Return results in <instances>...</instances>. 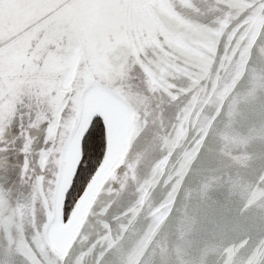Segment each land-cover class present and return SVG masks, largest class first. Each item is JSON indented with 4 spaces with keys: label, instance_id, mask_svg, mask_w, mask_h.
I'll return each mask as SVG.
<instances>
[{
    "label": "water",
    "instance_id": "obj_1",
    "mask_svg": "<svg viewBox=\"0 0 264 264\" xmlns=\"http://www.w3.org/2000/svg\"><path fill=\"white\" fill-rule=\"evenodd\" d=\"M197 3L223 17V30L251 6ZM178 19L195 46L178 42L187 60L168 73L175 100L132 95L110 106L107 151L67 217L86 120L50 168L52 187L41 178L0 194V264H264V54L248 64L253 39L218 58L223 31L213 41ZM249 21L245 36L259 35L264 16ZM6 238L21 253L10 262Z\"/></svg>",
    "mask_w": 264,
    "mask_h": 264
},
{
    "label": "snow or ice",
    "instance_id": "obj_2",
    "mask_svg": "<svg viewBox=\"0 0 264 264\" xmlns=\"http://www.w3.org/2000/svg\"><path fill=\"white\" fill-rule=\"evenodd\" d=\"M249 2L223 30V17L202 10L197 0H0V194L24 181L34 188L41 178L52 187L50 168L82 121L88 122L83 144L89 156L106 152L111 105L127 106L132 95L151 102L158 93L174 101L168 73L187 60L178 42L195 46L178 18L213 41V33L223 31L215 45L218 58L254 39L248 64L259 61L264 28L257 36L245 33L252 14L264 16V0ZM238 57L239 51L233 59ZM78 193L74 182L65 217ZM3 254L10 262L21 253L6 238ZM67 259L57 257L56 264Z\"/></svg>",
    "mask_w": 264,
    "mask_h": 264
},
{
    "label": "trees",
    "instance_id": "obj_3",
    "mask_svg": "<svg viewBox=\"0 0 264 264\" xmlns=\"http://www.w3.org/2000/svg\"><path fill=\"white\" fill-rule=\"evenodd\" d=\"M103 154L97 152L94 156H89L85 146L83 145V160L74 181L77 185V188L79 189V193L74 195V203L76 202V200L84 190L86 184L88 183L89 179L98 167Z\"/></svg>",
    "mask_w": 264,
    "mask_h": 264
}]
</instances>
